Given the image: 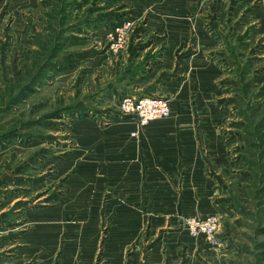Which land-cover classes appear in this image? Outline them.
<instances>
[{"label":"rangeland","instance_id":"374dc122","mask_svg":"<svg viewBox=\"0 0 264 264\" xmlns=\"http://www.w3.org/2000/svg\"><path fill=\"white\" fill-rule=\"evenodd\" d=\"M160 97L216 125L222 249L188 218L120 244L81 196L76 122ZM0 264H264V0H0Z\"/></svg>","mask_w":264,"mask_h":264},{"label":"crops","instance_id":"0c3cea01","mask_svg":"<svg viewBox=\"0 0 264 264\" xmlns=\"http://www.w3.org/2000/svg\"><path fill=\"white\" fill-rule=\"evenodd\" d=\"M162 69L163 64L154 68L136 88L159 81ZM175 83L168 82L166 89ZM130 87L134 89L133 83ZM161 93L167 95L149 94ZM169 100L171 116L143 128L119 111L109 124L83 118L74 126L81 147V196L89 199L90 212L113 213L112 236L116 234L120 244L140 242L147 228L157 231L184 218L221 212L222 205L215 206L212 199V178L221 160L210 162L204 153L209 132L216 138V125L198 126L191 110ZM219 139H209L215 154L221 152Z\"/></svg>","mask_w":264,"mask_h":264},{"label":"built area","instance_id":"2783aa9c","mask_svg":"<svg viewBox=\"0 0 264 264\" xmlns=\"http://www.w3.org/2000/svg\"><path fill=\"white\" fill-rule=\"evenodd\" d=\"M120 113L124 116L134 117L137 125L146 127L153 121L171 116L170 101L166 98H125L120 104ZM136 136V133H132ZM185 228L194 239L203 240L215 249H222L224 242L220 236L221 221L219 217L188 218Z\"/></svg>","mask_w":264,"mask_h":264},{"label":"trees","instance_id":"16d2710c","mask_svg":"<svg viewBox=\"0 0 264 264\" xmlns=\"http://www.w3.org/2000/svg\"><path fill=\"white\" fill-rule=\"evenodd\" d=\"M30 90V91H29ZM32 93V87L29 86L28 90L25 92L26 95ZM8 139V137L5 138V140Z\"/></svg>","mask_w":264,"mask_h":264}]
</instances>
